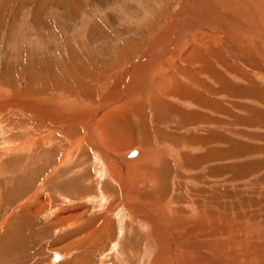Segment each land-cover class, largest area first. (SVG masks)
<instances>
[{"label": "rangeland", "instance_id": "obj_1", "mask_svg": "<svg viewBox=\"0 0 264 264\" xmlns=\"http://www.w3.org/2000/svg\"><path fill=\"white\" fill-rule=\"evenodd\" d=\"M185 1L0 0V229L6 228L4 237L0 233V264H63L67 259L74 258L79 259L76 260L79 264H125L126 257L131 264H138L144 255L143 236L132 235L127 238L121 259V254L110 255L114 237L104 238V229L100 231L97 243H88L89 240L80 235L78 238L71 235L75 231L79 232L80 223L93 224L102 216L90 201L98 190L94 184L96 176L93 168L100 155L83 142V138L89 135L88 128H85L89 120L92 137L102 153L115 159L125 176L135 174L132 192L120 191L119 186L108 182L102 187L106 197L122 196L115 202V214L124 200L138 204L151 218L162 221L157 217L159 209L149 203L146 197L155 194L153 192L156 189L160 197L172 196L177 198L179 207L184 206L182 202L185 196L181 185L185 176L184 179L191 180L187 188L191 201L198 207L197 211L202 206H211L208 212L201 209V215L215 216L219 202L227 197L231 199L233 209L240 205L239 208L243 209L241 213H245L242 215H251L253 228L259 229V234L262 231L264 233V79L238 73L229 67L232 57L221 44L205 40L206 45L202 50L207 49V55L212 58L209 63H203L194 52L189 53L186 63L175 57L171 58L173 62L170 63H173L172 68H177L181 62L190 71L195 65L206 70L202 73L203 78L201 75L195 77L196 80L187 74L189 78L184 85L202 90L197 81L198 84H208L206 86L214 94L207 95L212 100L208 102L209 107L200 106L201 102L208 106L207 101L201 98L181 95L178 88L174 87L176 84H172L175 79L173 70L166 74L164 71L158 73V77L154 74L153 79H159L160 85H164L154 83V88L148 92V96H154L156 91L154 100H150L151 110L144 102L146 98L143 93L138 95L136 80H133L138 68H132L138 66V61L143 60L141 62L145 63L157 33L170 24L176 9ZM199 14L193 16L197 20L192 21L194 29L189 35V40H192L187 49L195 41L193 39L202 37L198 33L209 35L201 26ZM198 48H202L201 45ZM258 48L264 56V45L260 44ZM184 54L185 51L180 50L177 56L184 59ZM218 63L228 72H220ZM127 67L133 70L128 72L129 76ZM233 74L245 81L244 84L232 81L230 76ZM164 81L171 85H165ZM124 89H127L126 92ZM132 89L137 90L133 96ZM119 95H122L123 100L119 99ZM163 95L165 103L161 101ZM105 97L110 98L105 100ZM111 99L115 100L114 105L103 107L104 102H110ZM132 99L136 103L134 109L139 105L136 111L141 112V116L133 110L126 113ZM244 99L250 100L251 104H242L240 100ZM121 101L129 103L119 113L116 111L120 106L123 108L124 104ZM186 102L198 106V109L182 105ZM212 102L214 104L210 106ZM141 104L142 110L138 111ZM56 106L60 107L56 110ZM133 113L141 126L134 120ZM144 113H147L146 116ZM188 113L198 117L189 116L188 119L185 117ZM152 116L155 119H150ZM143 137H146V143L141 145L138 140ZM169 137H175L178 143H186L190 148L202 145V151L188 159L191 163L200 162L203 158L200 156L213 159L217 161L216 164L220 163V171L215 174L209 169L197 171L191 163H187L184 166L186 175L178 173L182 177L174 182L170 165L166 167L168 159L162 154L164 143ZM34 138L38 139L35 141ZM213 138L217 142L221 140V151L208 143ZM152 140H158L152 155L155 165L150 164V167L143 169L140 164H133L144 154L142 146L153 147ZM132 151L137 154L129 158ZM64 153L71 157L74 155L71 164H59V156ZM220 177H226L227 184L237 185L238 191L232 193L228 189L227 192H218L215 181ZM141 180L149 186L136 189V183ZM159 183L163 184L161 188ZM140 186L143 187V183ZM223 187L229 188L228 185ZM149 188L150 191L146 192ZM215 194L218 200L213 196ZM249 207L254 211H249ZM61 212H64L61 222H54ZM76 212L80 215L74 216ZM235 216L242 220L237 214ZM113 217L110 214L107 222H114ZM135 243L138 245L135 246ZM190 252L194 256L195 251L186 250L183 258L188 264L190 259L210 264L211 256H226L222 249H209L204 257L189 256ZM56 255L60 256L58 260H54Z\"/></svg>", "mask_w": 264, "mask_h": 264}, {"label": "bare ground", "instance_id": "obj_2", "mask_svg": "<svg viewBox=\"0 0 264 264\" xmlns=\"http://www.w3.org/2000/svg\"><path fill=\"white\" fill-rule=\"evenodd\" d=\"M199 12L201 14V19H200V22H202L201 26L203 27L204 30H207L209 32V35L206 33H198V34H201L202 37L198 36L199 38L193 39L195 41H192L191 46L187 49V47L189 46V42L192 40V39L189 40V35L191 34V30L194 29L192 27V24L197 20V17H195V20H194L193 16L194 15L196 16ZM177 14H179V15H177ZM248 18H251V19L249 20ZM246 19H248V21L245 22ZM192 21H194V22L192 23ZM200 29H201V27H200ZM198 32H199V30H198ZM216 33L219 34L218 36H220V35L221 36L220 37L215 36L214 34H216ZM203 34H205V35H203ZM195 35H196V32H195ZM205 40L207 42H213L214 44H217V42H219V44H221L220 46L224 49V51L232 57V60H231L232 62L229 61V67L230 66L233 67L238 73L249 75L251 77H257V78H263L264 79V61L262 60L264 56L261 54V52L258 48V46L260 44L264 45V0H186L183 5H181L178 9H176L175 15L172 17L170 24L167 25L166 27H164V29L161 32L157 33L156 37L152 41L153 44L151 45V50H149V54H148L149 56H147L145 58L146 59L145 63H142L143 60H141L142 62L138 61L137 67H136V65L134 67L132 66L133 68L131 67L134 70L136 68H138L137 70H135V74H134L135 77H133V75H132V77H133V80H136L138 95H140V94L142 95V93H143V97L146 98V100L144 102L148 104L147 105L148 109L151 110L150 100H154L156 91H154V96H148V92L154 88L153 87L154 83L156 85H159V86L162 85V84L160 85L159 79L157 80V79H153V78L156 75H158V73H161L164 71L163 73L166 74L169 70L170 71L173 70V72L175 73L173 75L174 76L173 78H175L176 81H175V79H173L172 80L173 82L172 81L171 82L173 85L176 84L174 87L178 88V91L181 92L182 96H184V97L186 96L189 98L194 96L195 99L201 98V99L207 101V104H208V102L212 101L207 96L208 94H213V92L211 90H209L208 86H206L208 84H206V85H204V83L198 84V81H197V85H199L198 87H200L202 90H200V89L195 90L190 86L184 85L185 81H187V78H189L187 76V74H189L191 79H194L195 77H198L201 75H202L201 78H203L202 73L203 72L205 73L206 70L203 69L202 66H198V65L194 66L193 65L194 67L193 66L192 67L194 69L192 71H190V70H187L188 68L186 67V65L180 64L181 62L179 63L177 68H172L171 66L173 63H170L172 61V59H171L172 57H175V58H177V60H182L183 63H186L187 59L189 58V53H191V52H194V55L197 56V58H199L198 56H200L201 57L200 60L203 61V63H205V64L209 63V60H211L212 58H210L208 56L209 54L207 55V53H208V52H206L207 49L202 50L203 46L206 45ZM198 45H201L202 48L199 49ZM180 50L185 51L186 57H184V59L182 57L177 56V53ZM217 50L218 49H216V52H218ZM224 51H223V53H225ZM211 53H214V51H211ZM185 54L183 56H185ZM218 56L220 57V55H218ZM213 58H214V54H213ZM227 59H229V58H227ZM213 62H215V61H213ZM215 66L217 67V64H215ZM217 68H218V70H220V72H228L227 69H225L223 66H221L220 63H218ZM127 69H128V67H127ZM132 69H128L127 73L133 72ZM120 71H122V69ZM210 72L211 71H209L208 73H210ZM154 74H155V76H154ZM217 74H219V73H217ZM124 75H126V73H124ZM129 75H130V73H128V76ZM156 77H158V76H156ZM170 77H172V76H170ZM230 78L232 79V81L233 80L238 81L239 83L244 84V82H245V81L239 80V77L235 74H233L232 77L230 76ZM194 80H196V79H194ZM226 80H224V81H226ZM116 82H117V80H116ZM168 84H170V82H165V85H168ZM223 84H224V82H223ZM225 84H227V83H225ZM233 84H234V82H233ZM126 85H128V83H126ZM253 85H255V84H253ZM132 86H133V84H132ZM226 86L227 85H225L224 87H226ZM101 87H102V84H101ZM135 89H132V92H131L132 96L134 95V92L137 91ZM215 89H216V87H215ZM125 90H127V89H124V91ZM241 90L239 92H241ZM252 90H254V89H252ZM171 92H173V91H171ZM239 92H238V94H239ZM247 92H249V91H247ZM178 93L179 92H176V94H178ZM220 93L222 94V92H220ZM240 94H239V96H240ZM122 95H119V99H122ZM164 96L165 95L162 96L163 100H161L163 103H165L164 102ZM212 96H214V94ZM117 97L118 96H116V98ZM127 97H128V95H127ZM246 97H248V96H246ZM109 98H106L105 100H107ZM109 101L110 102H108V101L104 102L103 107H111L112 105H114L113 101H115V100L112 101V99H111ZM124 101H125V97H124ZM129 101H127V103L126 102L124 103L123 101H121L124 103L123 108H121V106H120L116 112L121 113V111L125 107L128 106ZM182 101H186V100L182 99ZM240 101L245 106H247L248 104H251L250 100H248V99H244V100H240ZM134 102H135V100H134ZM134 102H133V99H132V101H130L129 106H131V107L128 109V111L126 113H128L129 110L136 111V109L139 107V105H138V107L136 109H134L133 107L136 105V103L134 104ZM162 102H159V103L161 104ZM141 103H142V101H141ZM163 103L161 105H163ZM194 103L196 105H198L197 102H194ZM211 104H214V103L213 102L210 103V106H211ZM182 105H189L194 110L198 109V106H192L191 104H189V102L183 103ZM201 105H202V107L203 106H206V108L209 107V104L207 106L205 102L204 103L201 102L200 106ZM249 106H251V105H249ZM22 107H24V106H22ZM58 107H60V106H58ZM58 107L56 108V110L58 109ZM140 107H141V109H138V111L142 110V104ZM216 107H217V105H216ZM66 108H68V107H66ZM116 108L117 107H114V109H116ZM161 108L166 109V107H161ZM221 108H222V105H221ZM59 110H61V109H59ZM111 110H113V109H111ZM224 110H223V112H224ZM213 111H215V110H213ZM220 111H222V110H220ZM113 112H115V110H113ZM131 113H132V111H131ZM140 113L141 112L137 113V111H136V114L138 116L140 115ZM163 113H164V111H163ZM146 114L147 113H144L145 116H146ZM41 115L42 114H37L38 117H40ZM132 116H134V120H136L138 122V126H139L141 123V122H139L140 120L138 121V118H137V116H135V113H133ZM189 116L191 118L196 117L193 114L190 115V113H188L187 116H185V117H189ZM42 117H43V115H42ZM190 117L188 119H190ZM215 117H216V115H215ZM152 118H154V117L152 116L150 119H152ZM207 118H208V116H207ZM219 118H220V116H219ZM201 119H202V117H201ZM203 120H206V119H203ZM63 121H65V120H63ZM214 121L216 123V120H214ZM223 121H225V120H223ZM126 123H128V121ZM129 124H130V122H129ZM89 125H90V120L88 121L87 125H85L86 126L85 128H88L89 135H87L86 138H83V142L85 141L86 144H89L90 147L92 148V150L96 154L100 155V159L97 162V165L94 166V168H93V173L96 176L95 181H98L95 183V181L93 180L94 184L96 185V188L98 189V190H96V188H95V190L97 191V194L95 197H92V198L89 197V198H90V201L93 204H95L97 212H101L102 216L99 217L97 219V221H95V222L93 221V224L87 223V222L80 223L79 224V232L75 231V232H73L75 234H71V235H75V236H77V238L80 235L79 237H82L83 239H88L89 240L88 243L89 242H96L99 240L97 237H98L100 231L104 229V231H105L104 232V236H105L104 238L110 237V236L114 237L113 242H112V246L110 247V255L113 254L114 256H118L119 254H121V259H123L122 256L124 254V249L127 245V238L131 237L132 235L133 236H143V238L145 240L144 255L140 259L141 261L140 260L138 261V264H188L187 261L183 260L184 255L186 254V250L195 251L194 256H193L192 252L189 253V256L204 257V255H206V252L209 249H222L226 252V256L224 258H217L215 256H211V263L210 264H264V233L262 231L263 234L262 233L259 234L260 233V231L258 232L259 229L253 228V225L250 223L253 220V219L252 220L250 219L251 215H248V214H246V216L242 215L244 212L241 213V211H243V209L239 208L240 205H238V203H237L238 207L233 209V206L231 205V203H232L231 199H227V197H226V199L224 198L219 202L218 209L216 211L215 216L212 217L210 215H207V216L201 215V213H200L201 209L208 212V209L211 206H208V205L202 206L199 208V211H197L198 207H196L194 202L191 201L190 196H189V190L187 188V185L191 184L190 183L191 180L190 179H184L185 176H183V180H182L183 184L181 185V190H183L184 196H185V201L182 202L184 204V206H182V207H179V205L177 203V198H173L172 196H168L167 198L160 197V195H158V190H156V189L154 192L152 191L155 194H151V196L148 195L149 193L147 194L150 197V198H148V196L146 197L147 200L149 201V203L153 204L157 209H159L157 217L161 218L162 221H156L153 218H151L145 212V210L142 207L138 206V204L126 202L124 200L118 206V210H119L118 213L115 214L114 213L115 202H117V200L119 198H121L122 196L106 197L104 192H103L102 187H104L106 185V183L108 182V183H113L115 186H119L120 191L126 190L127 193L132 192V186H133V182L135 179V174L133 173L132 176L131 175L125 176V174H123V169H122L121 165L112 157L107 156V155L102 153V151L99 149V147L97 146L96 142L94 141V139L92 137ZM197 125H199V122ZM138 126H136V127H138ZM214 133H216V132H214ZM44 137H46V135ZM175 137H169L167 143L165 142L164 147L162 148L163 157L164 158L166 157L168 159L166 162L167 163L166 167H169V165H170L169 170H171L174 182L178 179V177L179 178L182 177L179 174L183 173L186 175V169L184 166L187 163H191V160L188 158L193 157L194 155H196L197 153H200L202 151V145L199 147H193L192 146L190 148V147H187L188 145L186 143H182V144L178 143L176 141L177 139ZM210 137H211V135H210ZM215 138H216V135H215ZM215 138H213L214 140L212 139L208 143L213 145L212 146L213 148H216L217 150L221 151L219 148V146L222 145L221 143H219L221 140L219 142H217L215 140ZM35 139H38V138H34V140ZM138 141L141 145H144L146 143V137H143V138L139 139ZM174 141H176V142H174ZM32 142L35 143L34 141H32ZM37 142H38V140H37ZM33 143H31V144H33ZM157 143H158V140H156L153 143V147H149V146L143 147L142 146V148H143L142 150L144 151V154L140 155L138 162L133 163V164H140L143 167V169H144V167H146V168L150 167V164L155 165V161L153 160L152 155L155 151L154 147L157 145ZM73 146H75V145L73 144ZM182 147H187V148H182ZM66 153H67V151H66ZM66 153H64L63 155L60 154L61 156H59L60 157L59 158V164H62V165L63 164H71L74 161V159H75V157H73L74 155H72V157H71ZM131 153H133L132 157H135L137 154L136 151H132ZM178 155H180V156H178ZM128 157L131 158L129 155H128ZM200 157H203L200 160V162L197 161V162L191 163L195 167V170L199 171V170L209 169V171L210 172L213 171L212 173H214V174H215V172L220 171V167H219L220 163L219 162H218V164H216L217 161H215L213 159H208L204 156H200ZM161 165L162 164H160V167H161ZM148 170H151V168H149ZM183 170L185 172H183ZM225 178L220 177L215 181V187L218 189V192H220V193L227 192L228 189H229L228 192L230 191L232 193L238 191L237 185H234V184L231 185V184L225 183L226 182ZM99 183H101V184H99ZM140 183H143V187L140 186ZM145 183H147V182L144 180L138 181L135 185L136 189H138V188L144 189L147 186H149L148 183L147 184H145ZM159 184H160L159 187L161 188V186L163 184H161V183H159ZM153 185H155V184H153ZM223 185L225 187L228 185L229 188L225 189L223 187ZM230 187H232V188H230ZM149 191H150V188L146 192H149ZM240 193L241 192L239 191V194ZM156 194L158 195L157 197H155ZM213 196H216L217 200H218L217 194H215ZM109 199H111V200L109 201ZM154 206H152V207H154ZM226 209H228V210H226ZM250 210L254 211L253 209H251V207H249V211ZM63 213L64 212H61L56 218H54V222H58V221L61 222L60 220H61V216L64 215ZM110 214H112V216H114L113 217L114 222H107V219H108ZM236 214H237V216H240L242 218L241 221L238 218H236V216H235ZM78 215H80L79 212L74 213V216H78ZM257 222L259 223V220H257ZM89 224H92V225H89ZM5 229H3V230L0 229V230H2V232L0 231V233H3V237L6 234ZM203 235H206V236L203 237ZM79 240H80V238H79ZM82 243L79 242L78 244H82ZM137 245H138V243H135V246H137ZM57 257L59 259V256H57ZM76 260H79V259H76ZM76 260L74 262H71V263L68 262V260H67L63 264H76V262H77ZM101 264H113V263L101 262ZM125 264H131L129 262V260H127V257L125 260ZM189 264H202V263H201V260H199V259H194L192 261L190 259Z\"/></svg>", "mask_w": 264, "mask_h": 264}, {"label": "crops", "instance_id": "obj_3", "mask_svg": "<svg viewBox=\"0 0 264 264\" xmlns=\"http://www.w3.org/2000/svg\"><path fill=\"white\" fill-rule=\"evenodd\" d=\"M2 235H3V233H2ZM58 256H59V255H58ZM59 257H60V256H59ZM67 260H68V262L71 263V262H74V261L76 260V258H74V259H67ZM67 260H66V261H67Z\"/></svg>", "mask_w": 264, "mask_h": 264}, {"label": "water", "instance_id": "obj_4", "mask_svg": "<svg viewBox=\"0 0 264 264\" xmlns=\"http://www.w3.org/2000/svg\"><path fill=\"white\" fill-rule=\"evenodd\" d=\"M54 260H58V257H57V256H55Z\"/></svg>", "mask_w": 264, "mask_h": 264}]
</instances>
